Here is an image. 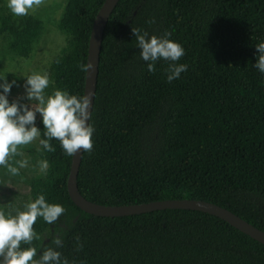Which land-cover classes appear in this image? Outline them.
Instances as JSON below:
<instances>
[{"label":"trees","instance_id":"1","mask_svg":"<svg viewBox=\"0 0 264 264\" xmlns=\"http://www.w3.org/2000/svg\"><path fill=\"white\" fill-rule=\"evenodd\" d=\"M105 1L67 0L60 22L67 44L48 70L46 94L84 95L93 25ZM137 28L170 33L185 49L179 63L188 70L171 83L167 62L148 72ZM42 31L38 18L0 6V43L10 54L29 59ZM260 42L264 0H120L104 34L81 194L104 206L206 201L264 231V75L253 66ZM50 143L54 152L18 146L49 165L31 180V202L43 194L66 209L55 225L37 219L34 259L53 247L69 264H264L263 244L204 212H84L68 190L73 157Z\"/></svg>","mask_w":264,"mask_h":264},{"label":"clouds","instance_id":"2","mask_svg":"<svg viewBox=\"0 0 264 264\" xmlns=\"http://www.w3.org/2000/svg\"><path fill=\"white\" fill-rule=\"evenodd\" d=\"M43 0H7V8L18 17L27 16L30 11L38 8ZM155 23V19L147 21ZM139 48L140 59L146 62L147 71L154 73L158 61L167 62V82L179 79L181 73L188 70V65L179 63L185 55L184 47L170 38V33L163 36L149 35L147 31L132 29ZM257 50L256 62L253 65L261 75H264V42L255 46ZM23 78V84L17 79L9 81L0 76V167H4L12 175H18L21 168L28 166V160L16 161L17 166L11 164L10 158L18 153V146L29 145L38 140L43 150L54 152L50 143L59 142L63 153L68 157L93 149L92 113L89 111L92 99L88 95L72 94L67 90L55 89L52 94H46L50 85L47 74H31ZM14 87L23 89L17 99L10 102L9 96ZM27 101V103H25ZM43 125L37 126V118ZM48 162L40 163L41 171L48 169ZM66 209L59 203H48L45 195L27 203L23 211L14 216L7 215L0 210V264H69L66 258L53 247L42 251L39 259L37 249L32 245L34 239H39L33 226L38 218H42L48 225H55ZM78 239V238H77ZM29 245L22 248L21 245ZM53 243L59 247L62 238L57 234ZM82 247V246H81Z\"/></svg>","mask_w":264,"mask_h":264},{"label":"rangeland","instance_id":"3","mask_svg":"<svg viewBox=\"0 0 264 264\" xmlns=\"http://www.w3.org/2000/svg\"><path fill=\"white\" fill-rule=\"evenodd\" d=\"M66 4L67 0H43L40 7L30 11V15L42 21L43 31L29 59L10 54L0 43V76L7 77L9 81L17 79L18 83L23 84L22 77L27 75H48L51 64L66 48V35L60 28ZM0 6L7 7V0H0ZM22 93V87H14L9 96L10 102ZM36 123L38 127L41 126L39 116ZM31 144L39 147L38 140ZM22 159L28 160V166L21 168L18 175H12L6 168L0 167V208L7 215L14 216L31 202V180L44 172L40 168L41 162L25 151L12 156L9 162L18 167L16 161Z\"/></svg>","mask_w":264,"mask_h":264},{"label":"water","instance_id":"4","mask_svg":"<svg viewBox=\"0 0 264 264\" xmlns=\"http://www.w3.org/2000/svg\"><path fill=\"white\" fill-rule=\"evenodd\" d=\"M120 0H106L98 12L91 34L89 53L86 69L85 93L92 99V105L89 108L93 112L98 77L100 57L105 30L115 8ZM83 150L73 157L72 168L68 180V190L71 199L77 207L84 212L98 217H126L133 215L147 214L162 210H193L204 212L216 216L231 226L264 245V231L256 228L249 222L243 220L228 209L222 208L216 204L201 200H168L161 202L146 203L141 205L129 206H104L87 200L80 192L78 187V175L83 158Z\"/></svg>","mask_w":264,"mask_h":264}]
</instances>
